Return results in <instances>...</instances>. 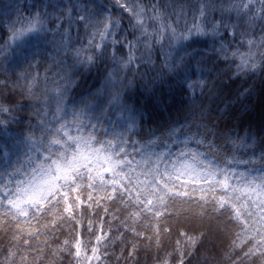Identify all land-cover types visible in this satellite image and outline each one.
Instances as JSON below:
<instances>
[{"label":"snow or ice","instance_id":"6c2138e0","mask_svg":"<svg viewBox=\"0 0 264 264\" xmlns=\"http://www.w3.org/2000/svg\"><path fill=\"white\" fill-rule=\"evenodd\" d=\"M121 9L128 11L119 0L106 4L103 12L107 15L99 21L95 7L87 0H11L0 5V226L8 232L13 231L6 222L9 218L17 228L30 223L48 211L53 200L67 203L79 190L85 173L91 187L93 181L102 178L101 173L107 175L128 166L125 158L132 153L141 155L138 165L151 161L148 175L171 180L175 173L188 172L193 184H207L191 189L202 193L196 205L202 211L209 203L203 195L206 192L251 193L255 189L264 193V176L255 184L240 173L243 183L233 186L229 184V168L220 167L240 163L237 153L244 149L251 152L249 163L259 151L264 168V87L255 102L253 86L245 90L244 101L238 93L233 103L227 89L234 79L229 77L224 82L220 77L227 72H217L221 64L230 68L235 62L231 58L240 55L238 51L230 55V50L243 47L240 38L249 35L242 20L233 21V6L216 0L181 4L151 0L136 14V23L129 21L123 26L122 21L112 18ZM236 11L239 15L238 8ZM258 12L264 27V0ZM173 18L184 21L182 29L170 23ZM97 24L103 25L102 30ZM129 29L135 39L128 38ZM114 35L122 39L109 40ZM157 43L163 62L155 52ZM247 43L254 46L251 39ZM166 48L168 51H163ZM45 65L44 79L55 93L54 112L33 104L36 98L30 91L27 99H18L25 97L24 89L31 88L27 81L31 79L34 84L39 78L33 75L35 69ZM93 69L95 83L80 90L82 74H91ZM236 70L264 81V52L255 58L251 52L241 56ZM50 72L51 81L47 76ZM197 90L200 122L190 125L189 117L196 109L185 106L196 104ZM214 101L219 103L213 106ZM176 108L185 113L182 119L171 117ZM161 121L165 123L161 125ZM243 124L248 127L241 132L238 125ZM141 132H146V138L136 140ZM174 144L183 147L175 154L172 168L166 167L161 173L158 165L173 155ZM192 144L197 147L191 148ZM88 157L89 165H84ZM182 195L191 198L188 190ZM211 207L220 218L240 219L235 201L224 194L214 196ZM252 232L256 233L252 242L244 244ZM16 256L10 245L2 250L0 264H16ZM223 258L225 264H264V224L245 228L243 235L237 233Z\"/></svg>","mask_w":264,"mask_h":264},{"label":"trees","instance_id":"16d2710c","mask_svg":"<svg viewBox=\"0 0 264 264\" xmlns=\"http://www.w3.org/2000/svg\"><path fill=\"white\" fill-rule=\"evenodd\" d=\"M87 2L95 7L97 19L103 21L104 16L107 15L103 12L104 6L116 0H87ZM119 2L124 6L128 4L135 12L138 9L147 8L151 0H119ZM162 2L166 3L168 0H162ZM171 2L181 4L191 3L192 0H171ZM216 2L233 6L231 12L233 21L242 20L244 30L249 34L240 38L243 47L237 49L233 46L230 50V55L232 51H238L240 54L231 58L235 62L231 63L230 68L229 64H221L217 72H227L226 76L220 77L224 82H228L229 77L234 79V82H230V88L227 89L230 94L228 98L233 103L238 93H241L239 99L244 101L245 90L253 86L256 92L252 96V101L255 102L261 83L264 81H261L259 77L253 79V76L244 75L243 70L237 72L236 67L241 61V56H247L251 52L255 58L264 52V27L257 18L260 14L258 9L261 0H216ZM4 3H11V0H0V5ZM244 5L248 7L245 8ZM237 8L239 15H237ZM112 18L114 21H122V26L127 25L129 21L134 23L132 16L123 9L113 13ZM142 18L146 24L149 23L143 13ZM170 23L179 30L180 27L182 29L184 21H176L173 18ZM188 23L191 26L190 15ZM96 27L102 30L103 25L97 24ZM147 31L151 32L152 29L148 28ZM72 35L73 37L76 35L75 27L72 28ZM136 35L139 36V33ZM128 38L135 39L131 29L128 30ZM140 38L143 39V36ZM111 39L121 40L122 36L114 35L109 37V40ZM249 39L253 41L254 46L247 43ZM160 43H166V41L161 40ZM155 52L158 54L159 61L163 62L164 55L159 43L155 45ZM153 59H156L155 55ZM46 67L47 65L35 69L33 75L38 74L39 78L34 84L29 79L27 83L32 85L31 88L24 89L25 97H18V99H27V93L30 91L36 98L31 101L33 104L43 111L54 112L55 93L44 79ZM53 68L54 71L58 70L55 66ZM101 71H103L102 68ZM123 75L124 73H121V77ZM47 76L49 81L53 79V73L50 72ZM2 78L0 76V79ZM131 78L129 76V79ZM95 80L96 69H93L91 74L83 73L80 90L91 86ZM20 90L17 89V91ZM196 96V104L185 106L196 109L189 117L190 125L200 122L198 109L201 106V98L198 90ZM203 103L207 105L208 101L204 100ZM215 103L219 101H214L213 106ZM220 106L223 108V105ZM184 114L182 109L176 108L173 109L171 117L179 116L182 119ZM163 123L165 121H161V125ZM227 123L231 126L232 122ZM238 126L241 132L248 127L247 124ZM193 130L195 131L194 127ZM75 134L74 128L73 135ZM142 138H146V132H141L135 137L136 140ZM181 147L183 146L175 144L172 146L173 155L164 157L158 165L161 173L166 167L172 168L176 161L175 154ZM190 147L195 149L197 146L192 144ZM154 151L160 152L162 149L155 148ZM129 152L132 150L129 149ZM237 155L241 160L240 163L232 165L229 162L227 166L220 164L222 168H229V184L233 186L242 184L243 179L240 173H244L248 181L259 184L258 178L264 176V168H261L259 161V151L252 158L251 163L248 162L251 152L241 149ZM125 159L129 161L128 166L118 167L115 171H109L107 175L101 174L102 178L93 181L91 187L85 173V179L79 181V190L72 193L67 203L61 200L57 204L53 200L47 206L49 210L38 214L37 218L30 223L22 224L17 228L15 221L9 218L6 222L13 231L8 232L0 226V254L4 248L12 245L17 252L16 264H180L181 260L184 264H225L223 253L233 237L237 233L243 235L245 228H258L264 224V207H262L264 193L256 192L255 189L251 193L248 190L224 193L220 189L215 192H206L203 195L209 203L206 210L202 211L196 206L202 193L199 190L192 192L191 189L207 187L203 181L193 184L188 172L175 173L171 180L163 175L159 177L148 175L149 168L152 167L151 161L138 165L136 162L141 161V155L136 153H132ZM154 160L155 157H152V161ZM213 162L219 163L215 159ZM0 167H3V164H0ZM165 183L167 188L164 187ZM185 190L189 191L191 198L182 195ZM222 194L235 201L239 209V220L235 217L220 218L213 211L212 198ZM253 235L256 233H250L243 243H251Z\"/></svg>","mask_w":264,"mask_h":264},{"label":"rangeland","instance_id":"374dc122","mask_svg":"<svg viewBox=\"0 0 264 264\" xmlns=\"http://www.w3.org/2000/svg\"><path fill=\"white\" fill-rule=\"evenodd\" d=\"M125 8H127L128 9V11H126V12H128L131 16H132V18L134 19L133 21H134V23H136V14L137 13H140V9H138L137 11H135V12H133L134 10L132 9V8H130L129 6H128V4H125V6H124ZM141 17H142V13H141ZM144 19V18H143ZM86 156H87V154H85ZM101 155H104L103 153H101ZM91 159V157H88V159H85L84 160V165H89V160ZM80 166L78 165V168H79ZM101 174H103V173H101Z\"/></svg>","mask_w":264,"mask_h":264},{"label":"clouds","instance_id":"9594fccd","mask_svg":"<svg viewBox=\"0 0 264 264\" xmlns=\"http://www.w3.org/2000/svg\"><path fill=\"white\" fill-rule=\"evenodd\" d=\"M253 79H255V77H253ZM264 87V83H261V88Z\"/></svg>","mask_w":264,"mask_h":264}]
</instances>
